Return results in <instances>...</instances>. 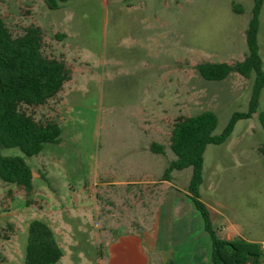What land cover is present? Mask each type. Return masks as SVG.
<instances>
[{
	"label": "rangeland",
	"instance_id": "obj_1",
	"mask_svg": "<svg viewBox=\"0 0 264 264\" xmlns=\"http://www.w3.org/2000/svg\"><path fill=\"white\" fill-rule=\"evenodd\" d=\"M58 4L51 9L45 0H0V16L14 35L31 24L41 27L44 53L63 58L72 71L45 104L23 106L40 121H57L60 141L45 143L32 156L18 147L0 150L23 157L33 183L26 196L0 178V230L8 235L0 236V264H24L33 219L50 227L54 221L66 232V257L76 264H97L99 250L130 223L134 189L125 183L146 174L158 180L175 158L169 148L175 118L211 110L218 118L213 133L218 134L234 111L247 110L251 95L253 75L231 72L223 80H206L195 66L244 57L253 0ZM257 37L264 69V4ZM259 111H264V87L258 110L238 120L225 142L206 146L199 196L217 234L227 236L237 229L264 244ZM153 141L164 146V153L149 150ZM173 173V183L181 189L189 182L191 167ZM144 185L142 193L152 186Z\"/></svg>",
	"mask_w": 264,
	"mask_h": 264
},
{
	"label": "trees",
	"instance_id": "obj_2",
	"mask_svg": "<svg viewBox=\"0 0 264 264\" xmlns=\"http://www.w3.org/2000/svg\"><path fill=\"white\" fill-rule=\"evenodd\" d=\"M58 1L66 0H45L51 9L58 8ZM263 4L264 0H253L251 16L245 29L248 51L241 60L234 63L203 61L195 66L206 80H223L231 72H237L245 78L253 75L247 110L234 111L218 134L213 133L218 118L211 110L179 115L172 124L169 136V148L175 158L165 167L162 179L169 180L173 170L191 167L187 191L209 233L212 264H261L264 256L258 242L221 238L213 228L206 204L199 196L206 146L225 142L238 120L250 118L258 110L260 93L264 87L263 60L257 37ZM233 6L241 11L240 7ZM43 44L41 27L31 24L14 35L0 16V150L18 147L25 155L32 156L40 153L45 143L60 141L61 128L57 121H40L23 109L24 105L45 104L72 77L65 60L46 55ZM258 119L264 130V111L258 112ZM149 150L164 153V146L153 141ZM261 150L264 153V147ZM0 178L4 182L16 184L26 196L33 190L31 168L21 156L3 155L0 151ZM0 236L8 238L1 230ZM62 255L63 250L50 226L40 219L31 220L24 264H54Z\"/></svg>",
	"mask_w": 264,
	"mask_h": 264
},
{
	"label": "crops",
	"instance_id": "obj_3",
	"mask_svg": "<svg viewBox=\"0 0 264 264\" xmlns=\"http://www.w3.org/2000/svg\"><path fill=\"white\" fill-rule=\"evenodd\" d=\"M173 171L169 180L162 177L151 180L146 174L125 183L134 189L130 194V208L134 206L133 212H129L130 223L116 230L112 239L99 250L97 264H212L209 233L203 221L195 215L188 184L177 188L173 183L176 177ZM143 184L145 188L149 186L146 184L152 186L142 193L140 186ZM50 228L63 250V255L54 264H76L66 257L63 248L68 238L66 232L54 221ZM220 237L258 242L264 249L262 241L244 237L237 229ZM173 239H177L178 244L174 245Z\"/></svg>",
	"mask_w": 264,
	"mask_h": 264
}]
</instances>
